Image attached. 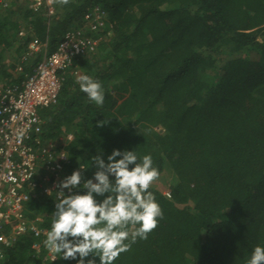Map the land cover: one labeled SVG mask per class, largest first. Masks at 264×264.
Returning a JSON list of instances; mask_svg holds the SVG:
<instances>
[{"label":"trees","instance_id":"1","mask_svg":"<svg viewBox=\"0 0 264 264\" xmlns=\"http://www.w3.org/2000/svg\"><path fill=\"white\" fill-rule=\"evenodd\" d=\"M96 6L108 22L97 51L76 65L102 84L104 103L67 74L58 103L41 111L42 141L67 152L65 177L82 168L83 180L96 155L152 157L159 178L149 191L163 219L113 264H246L264 247V0H56L54 16L0 4V90L42 60L23 62L30 42L53 53ZM57 202L30 201L27 218L48 232ZM44 240L37 255L30 235L0 244V264H42ZM48 264L77 260L57 254Z\"/></svg>","mask_w":264,"mask_h":264},{"label":"built area","instance_id":"2","mask_svg":"<svg viewBox=\"0 0 264 264\" xmlns=\"http://www.w3.org/2000/svg\"><path fill=\"white\" fill-rule=\"evenodd\" d=\"M56 0H0V4H20L32 13L46 12L55 15ZM106 12L96 6L89 10L81 23L63 35L53 53L34 40L29 43L23 62L34 60L43 53L42 60L31 74L16 86L0 90V244L8 246L30 235L35 241L32 250L43 252L47 232L30 221L26 205L42 196L54 197L61 190L59 183L65 178L68 154L57 150L53 142L42 141L43 120L41 111L58 103L63 81L67 74L76 80L86 75L76 63L80 58L97 51L101 38H95L106 27ZM20 36H24L22 32ZM19 67L18 71L22 72ZM68 140L72 135L67 136ZM62 139H60L61 141ZM82 170V169H81ZM65 195L69 193L64 190ZM73 194L74 190H73ZM2 253L0 252V259ZM57 259L47 250L42 264Z\"/></svg>","mask_w":264,"mask_h":264},{"label":"clouds","instance_id":"3","mask_svg":"<svg viewBox=\"0 0 264 264\" xmlns=\"http://www.w3.org/2000/svg\"><path fill=\"white\" fill-rule=\"evenodd\" d=\"M57 2L67 5L70 0ZM77 83L90 102L103 105L99 81L82 75ZM91 160L96 169L91 179L83 180L81 170H75L59 183L61 190L44 246L63 260H77V264H86L90 256L93 258L87 259V264H96V257L100 264H113L138 238L146 240L163 219L162 209L149 191L159 171L150 155L138 159L135 151L113 150L107 163L101 155ZM81 184L84 194H73ZM246 264H264V247L256 246Z\"/></svg>","mask_w":264,"mask_h":264},{"label":"rangeland","instance_id":"4","mask_svg":"<svg viewBox=\"0 0 264 264\" xmlns=\"http://www.w3.org/2000/svg\"><path fill=\"white\" fill-rule=\"evenodd\" d=\"M155 187H157L159 190H161L164 194L168 193V190L165 187V180L160 179L158 182L154 183Z\"/></svg>","mask_w":264,"mask_h":264}]
</instances>
